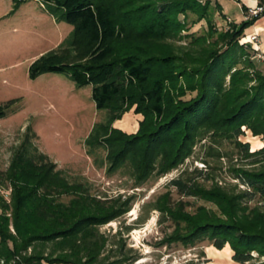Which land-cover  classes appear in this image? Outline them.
Segmentation results:
<instances>
[{
  "label": "trees",
  "instance_id": "16d2710c",
  "mask_svg": "<svg viewBox=\"0 0 264 264\" xmlns=\"http://www.w3.org/2000/svg\"><path fill=\"white\" fill-rule=\"evenodd\" d=\"M12 1L16 8L28 0ZM38 1L72 29L56 48L29 64L28 77L62 73L78 87L91 85L95 107L106 110V116L92 126L86 153L108 175L125 169L137 187L177 168L207 139L229 140L245 156L264 160V143L249 153L248 143L238 140L245 126L264 141V73L253 60L258 51L242 41L244 29L264 14V7L223 27L215 19L224 16L218 0ZM241 10L246 14L248 8L241 5ZM200 20L206 30L188 33ZM181 40L186 46L176 52L172 43ZM187 93L191 96L183 98ZM15 101L0 104V118ZM132 106L143 119L135 134H126L112 124ZM26 129L0 174V186L5 182L9 188V201L0 193V258L21 255L30 247L31 253L15 264H131L136 257L122 253L109 262L115 250L98 231L129 210L131 197L107 201L91 194L86 184L69 182ZM99 149L105 151L103 160ZM232 170L244 189L206 188L182 174L169 181L182 195L214 203L221 216L202 207L194 214L171 212L173 219L184 220L186 229L166 242L208 240L218 250L228 245L236 263L264 264L256 261L264 258V202L249 204L256 197L264 201V165Z\"/></svg>",
  "mask_w": 264,
  "mask_h": 264
},
{
  "label": "rangeland",
  "instance_id": "374dc122",
  "mask_svg": "<svg viewBox=\"0 0 264 264\" xmlns=\"http://www.w3.org/2000/svg\"><path fill=\"white\" fill-rule=\"evenodd\" d=\"M218 2L224 14L215 17L218 26L227 27L231 22L245 19L239 1ZM71 29L70 24L56 21L38 0H28L16 8L12 0H0V104L16 100L12 105L14 110L10 109L0 118V174L7 169L28 127L29 132L35 134L33 142L38 150L56 163V168L69 182H82L91 194L107 201L117 199L121 203L131 197L129 210L98 227L107 237V244L115 250L109 262L122 253L126 257H136L131 264H239L231 259L233 251L228 245L218 250L208 240L191 245L166 242L174 232L186 229L184 220L173 219L171 212L194 214L202 207L221 216L214 203L182 195L169 181L182 174L183 178L187 175L194 178L203 187L219 186L227 192H236L245 187L238 185L232 168H256L264 165V160L256 161L261 156H245L229 140L214 143L207 139L198 142L192 155L177 168L161 177L152 176L137 187L125 169L108 175L105 167L97 166L93 156L86 153L85 140L92 126L106 116V110L95 107L91 85L78 87L62 73L47 72L35 79L28 77L29 64L56 48ZM252 29V25L244 29L242 41L262 56L259 59L256 54L253 60L264 73V35L254 32L259 37V44H256L249 40ZM205 30V22L200 20L190 26L188 33L201 35ZM186 43L181 40L172 44L175 51L180 52V47ZM190 96L187 93L183 98ZM134 107L125 111L112 126L126 134H135L143 115L135 112ZM241 129L243 133L238 140L248 143L249 153L262 148L261 135L253 136L245 126ZM97 154L104 159V150H97ZM4 184L0 186V193L9 201V188ZM68 198L62 196V200ZM263 202L256 197L249 204L262 205ZM164 209L166 212H162ZM9 227L12 231L11 223ZM126 227L130 229L125 231ZM49 248L45 247V251ZM30 253L29 247L21 255ZM21 255L0 258V264H15ZM253 255L257 257L256 252Z\"/></svg>",
  "mask_w": 264,
  "mask_h": 264
},
{
  "label": "crops",
  "instance_id": "0c3cea01",
  "mask_svg": "<svg viewBox=\"0 0 264 264\" xmlns=\"http://www.w3.org/2000/svg\"><path fill=\"white\" fill-rule=\"evenodd\" d=\"M239 1L240 5H244L245 7L253 8L257 6H262L264 7V0H237ZM243 17L245 18V13L241 10ZM252 31L251 33H256V31L259 32V35H264V14H262L252 25ZM261 59V58H259Z\"/></svg>",
  "mask_w": 264,
  "mask_h": 264
},
{
  "label": "built area",
  "instance_id": "2783aa9c",
  "mask_svg": "<svg viewBox=\"0 0 264 264\" xmlns=\"http://www.w3.org/2000/svg\"><path fill=\"white\" fill-rule=\"evenodd\" d=\"M262 11H263V7L262 6L249 8L247 10V13L245 14V19H247L248 17L254 16V15H257L258 13H260ZM249 40L252 41V42H255L256 44H259V37L255 33H251L250 34ZM257 56H258V58H262V56L259 53H257Z\"/></svg>",
  "mask_w": 264,
  "mask_h": 264
},
{
  "label": "bare ground",
  "instance_id": "6f19581e",
  "mask_svg": "<svg viewBox=\"0 0 264 264\" xmlns=\"http://www.w3.org/2000/svg\"><path fill=\"white\" fill-rule=\"evenodd\" d=\"M217 256H218V254H217ZM222 258V257H221Z\"/></svg>",
  "mask_w": 264,
  "mask_h": 264
}]
</instances>
